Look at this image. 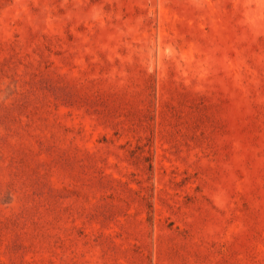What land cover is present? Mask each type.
<instances>
[{
  "label": "rangeland",
  "instance_id": "rangeland-1",
  "mask_svg": "<svg viewBox=\"0 0 264 264\" xmlns=\"http://www.w3.org/2000/svg\"><path fill=\"white\" fill-rule=\"evenodd\" d=\"M0 264H264V0H0Z\"/></svg>",
  "mask_w": 264,
  "mask_h": 264
}]
</instances>
